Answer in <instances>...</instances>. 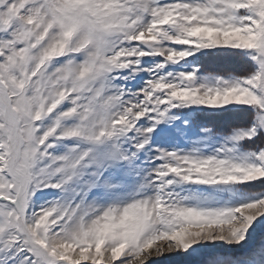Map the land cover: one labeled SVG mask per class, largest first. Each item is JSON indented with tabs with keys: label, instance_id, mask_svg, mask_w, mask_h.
Segmentation results:
<instances>
[{
	"label": "snow or ice",
	"instance_id": "1",
	"mask_svg": "<svg viewBox=\"0 0 264 264\" xmlns=\"http://www.w3.org/2000/svg\"><path fill=\"white\" fill-rule=\"evenodd\" d=\"M0 264H264V0H0Z\"/></svg>",
	"mask_w": 264,
	"mask_h": 264
}]
</instances>
